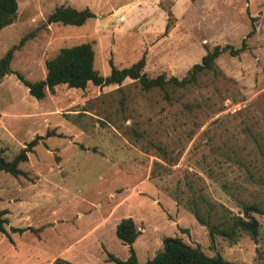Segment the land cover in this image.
I'll list each match as a JSON object with an SVG mask.
<instances>
[{
  "label": "rangeland",
  "instance_id": "1",
  "mask_svg": "<svg viewBox=\"0 0 264 264\" xmlns=\"http://www.w3.org/2000/svg\"><path fill=\"white\" fill-rule=\"evenodd\" d=\"M17 3L19 22L0 30V59L34 32L10 64L32 83L45 79L46 60L85 43L102 77L110 74L109 60L123 69L144 57L149 78L182 79L216 46L240 49L244 42L245 49L220 55L218 75L201 74L196 86L178 90L171 102L131 79L103 87L89 83L84 90L59 85L38 101L15 74L7 75L0 84L1 155L11 161L25 144L44 138L18 166L26 176L0 172V211H12L16 226L27 225L14 217L16 210L28 212L29 225L38 228L64 222L27 231L14 247L0 234V264H48L67 247L62 261L114 264L109 255L129 257L116 236L119 221L129 215L140 231L132 246L138 264L162 251L167 237L208 257L264 264V216L252 213L261 226L256 240L243 233L235 243L221 237L211 242L188 210L190 201L202 213L211 208L216 223L221 215L242 216L245 205L264 209V0ZM61 6L89 9L96 17L79 27L51 23Z\"/></svg>",
  "mask_w": 264,
  "mask_h": 264
},
{
  "label": "trees",
  "instance_id": "2",
  "mask_svg": "<svg viewBox=\"0 0 264 264\" xmlns=\"http://www.w3.org/2000/svg\"><path fill=\"white\" fill-rule=\"evenodd\" d=\"M18 3L17 0H0V30L12 25L17 18ZM96 16L89 9L76 10L71 7H57L49 16L51 23H60L62 25L82 26L88 20L94 19ZM34 35L30 32L23 36L18 45L12 47L5 56L0 59V83L6 75L15 74L17 79L28 89L30 96L36 100L44 99L46 90L53 94L55 87L66 85L70 89L84 90L89 83L96 87L120 85L126 79L136 82L145 92L160 91L166 101L171 102L174 94L178 90H186L192 86H196L198 78L203 73L211 72L218 75L219 72L215 67V60L223 53H229L232 56L239 55L245 49L243 42L240 49H234L230 45L224 47L216 46L208 51L202 57L199 64H195L187 72L186 76L178 79L174 76L167 78L164 74L155 78H149L144 72L145 58L132 64L128 68L118 69L109 60L110 74L106 77L100 76L94 68V51L88 43L80 44L72 47L62 48L58 54L45 61L46 77L38 82H28L18 72H12L10 64L15 51L19 50L24 43ZM42 140L36 137L29 142L25 148L11 160H6L0 153V172H5L13 177L26 176L18 166L28 161V153H30L37 143ZM159 150L166 154L162 148ZM188 210L193 215L197 223L205 227L211 242L215 237H221L235 243L238 237L245 233L252 239L256 240L260 232L259 222L252 216V213L264 216V209L256 204L245 205L243 207L242 216H224L217 217V222H212V210L208 209L202 213L199 204L194 201L188 203ZM6 212L0 211V233L8 234L5 230L7 220L4 218ZM14 233H22L24 231H33L31 228L16 229L12 228ZM140 231L135 226L132 218L122 219L116 227L117 238L129 248V257L126 261H122L113 255L108 256V261L114 264H138L133 244L139 237ZM71 264L60 259L55 264ZM144 264H234L223 260L221 257H208L200 248H193L184 243L180 238L167 237L163 239V250L158 252L156 256Z\"/></svg>",
  "mask_w": 264,
  "mask_h": 264
},
{
  "label": "crops",
  "instance_id": "3",
  "mask_svg": "<svg viewBox=\"0 0 264 264\" xmlns=\"http://www.w3.org/2000/svg\"><path fill=\"white\" fill-rule=\"evenodd\" d=\"M71 8H73V7H71ZM75 9V8H74ZM77 10V9H76ZM19 11H20V6H19V4H18V9H17V18H16V20H15V22L12 24V25H10V26H13L14 24H16V23H18L19 22ZM92 12V11H91ZM10 26H7V27H10ZM7 27H5V28H7ZM4 29V28H3ZM12 71V70H11ZM7 76V75H6ZM6 76L5 77H3V79H2V81H1V83L3 82V80L6 78ZM0 83V84H1ZM28 90V89H27ZM46 136H48L47 134H46ZM38 137V136H37ZM39 137H41L42 138V140H43V136H39ZM41 141V140H40ZM26 145L27 144H25L23 147H22V149L23 148H25L26 147ZM33 152V150L30 152V153H32ZM29 154V153H28ZM28 156V155H27ZM28 160H29V158H28ZM34 185H36V184H38V183H33ZM15 200H17V199H15ZM21 201V200H20ZM19 201V202H20ZM14 202V201H13ZM126 202V200H124V201H122V204L124 205V204H126L125 203ZM15 203H17V202H15ZM121 204V205H122ZM17 209V208H16ZM5 212H6V214H5V216H4V218L7 220V224L5 225V230H6V232H7V234H8V240H9V242L12 244V246L14 247L15 246V243H16V238L18 237V236H20V235H23V234H25V233H27V231H24V232H22V233H14V232H12L11 231V229L12 228H16V229H26V228H31L33 231L34 230H39L40 231V229H44V228H46V227H49V226H54L56 223H63L64 222V220H58V219H55V220H53L52 222H48V221H45L44 222V224L41 226V228H38V227H35V226H30L29 224H30V222L28 221L29 220V217H28V212H22V210H16V212L14 213V217L15 218H19V219H24V221L26 222V226H16V225H13L12 223H11V221H10V215L11 214H13V212L12 211H10L9 209H6V210H4ZM112 214V213H111ZM111 214H109L106 218H105V220L106 219H108L109 217H110V215ZM165 217V216H164ZM128 218V217H127ZM129 218H132V220L134 221V223H135V226H136V228L139 230V227H138V224H137V219L135 220V218H133V217H131V215H129ZM122 219H125V218H122ZM181 220H182V217H181V214L180 213H177V223H179L180 224V222H181ZM120 222V221H119ZM94 229H92V230H90L87 234H89V233H91L92 231H93ZM0 234H2V233H0ZM2 235H4V236H6L5 234H2ZM7 237V236H6ZM38 238H40V236L38 237ZM140 238V237H139ZM155 238H156V236H153L152 238H151V240H150V250H151V256H153V254H156V253H154L153 252V249H154V243H155ZM135 244V243H134ZM134 244H133V246H134ZM69 248L70 247H67V249L66 250H63V251H61V252H59V253H57V255H54L53 257H51V259L48 261V264H53L57 259H60V257L61 256H63L64 254H65V252H67L68 250H69ZM161 250H163V247L162 248H160ZM142 250H144V252L146 251V254L147 253H149L148 251L149 250H147V247H146V245L143 243V247H142ZM137 254V253H136ZM117 258V257H116ZM136 258H137V262H141L140 260H139V258L140 257H138V254L136 255ZM119 259V258H118ZM128 259V255L127 256H123V257H121V259L120 260H122V261H126ZM65 261H67L68 263H71V264H80L78 261H76L75 259H73V258H66V259H64ZM93 264V263H92Z\"/></svg>",
  "mask_w": 264,
  "mask_h": 264
}]
</instances>
